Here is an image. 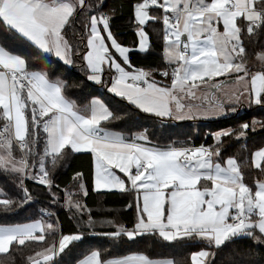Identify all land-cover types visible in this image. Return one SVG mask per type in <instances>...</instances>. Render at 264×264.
Returning a JSON list of instances; mask_svg holds the SVG:
<instances>
[{
	"label": "snow or ice",
	"instance_id": "1",
	"mask_svg": "<svg viewBox=\"0 0 264 264\" xmlns=\"http://www.w3.org/2000/svg\"><path fill=\"white\" fill-rule=\"evenodd\" d=\"M125 8L133 47L113 30ZM156 45L158 66L133 65L130 53ZM73 68L79 85L57 75ZM86 82L121 103L93 92L78 103L68 90ZM254 107L264 109V0H0V177L18 191L0 187V214L27 210L31 182L75 222L65 231L51 208L5 219L0 264H264V145L225 155L227 140L246 142L264 118L212 132L210 144L132 131L140 114L164 124ZM76 154L90 171L62 187L58 170ZM113 192L128 197L120 214L98 218L87 198ZM88 235L110 246L82 250ZM175 245L194 250L155 253Z\"/></svg>",
	"mask_w": 264,
	"mask_h": 264
},
{
	"label": "trees",
	"instance_id": "2",
	"mask_svg": "<svg viewBox=\"0 0 264 264\" xmlns=\"http://www.w3.org/2000/svg\"><path fill=\"white\" fill-rule=\"evenodd\" d=\"M107 3L111 6H118L122 3V0H107ZM124 18L119 16L114 19V32L117 34L119 40H121L126 46L133 47V42L136 37L133 34L132 29L128 25L126 19L128 12L127 9H123ZM55 59V58H53ZM130 59L133 65L143 66V67H155L161 63L159 55V45H156L154 50L150 54H141L133 51L130 54ZM57 75H61V78L68 79L70 84H81L84 82L82 73L78 68H73L68 72L60 69ZM159 78V77H158ZM87 86L85 88L75 87L68 90V94L72 99H76L78 103H84L85 97L88 96L89 92H93L96 95L104 99L111 98L116 103H121L119 98L112 96L110 93H103L99 86H93L91 82H86ZM253 117L264 118V109L259 107H254L253 109H246L244 111H239L232 117L225 119H220L217 121L207 122V121H182V122H167L160 124L158 121L147 118L146 114H140L137 117L139 121V126L132 129V131H142L143 128H148L151 137L154 142L158 143H170L171 141H181V140H191L192 142L199 144L212 143L210 133L218 131L222 128L235 127L239 123L251 120ZM246 144L249 151L255 150L256 147L264 145V131H258L256 133L250 134L249 139L245 141H237L235 139H229L226 141L225 145V155L229 154H240L247 155L248 152L243 150V146ZM74 170H82L86 175L90 171V163L88 155L76 154V156L69 162V166L58 170L56 175V183L60 184L62 187L69 182V178ZM30 189L33 190V195L35 197L34 202L30 206H25L27 209H20L17 213L12 214H0V222L7 219L9 222H26L28 218L38 217L39 210L41 208H51V210L57 212L62 227L65 231L74 230L75 222L71 219L70 214H68L66 209H63L59 205L53 206L50 204V198L47 196L46 192L40 190V187L33 185L28 182ZM0 187H5L10 194L16 196L18 195L17 190L8 188L5 181L0 177ZM128 197L126 194H120L117 192L107 193V194H92L90 195L86 202L89 207L93 208L94 215L98 218H111L107 213L100 215L98 209H111L116 213L120 214V210L124 207ZM131 217L129 212L127 215L121 214V218L128 220ZM102 229H97L100 231ZM151 245V242H149ZM100 246H110L107 239L100 236L88 235L85 237V242L81 245L82 250H87L92 247ZM136 248V245H131ZM238 247H245V242H241ZM191 250L187 245H175L173 247H156L155 253L175 258H182L188 256ZM226 257H220V260Z\"/></svg>",
	"mask_w": 264,
	"mask_h": 264
},
{
	"label": "rangeland",
	"instance_id": "3",
	"mask_svg": "<svg viewBox=\"0 0 264 264\" xmlns=\"http://www.w3.org/2000/svg\"><path fill=\"white\" fill-rule=\"evenodd\" d=\"M233 115H234V114H233ZM233 115H230V116H228V117H232ZM228 117H226V118H228ZM220 119H225V117H221V118H219V119L200 120V121H207V122H212V121H217V120H220Z\"/></svg>",
	"mask_w": 264,
	"mask_h": 264
},
{
	"label": "crops",
	"instance_id": "4",
	"mask_svg": "<svg viewBox=\"0 0 264 264\" xmlns=\"http://www.w3.org/2000/svg\"><path fill=\"white\" fill-rule=\"evenodd\" d=\"M131 54V53H130ZM95 86H99L100 87V90H101V92H105V93H108L107 92V90L105 89V88H102L100 85H95ZM244 110H246V109H242L241 111H244ZM182 122V121H181Z\"/></svg>",
	"mask_w": 264,
	"mask_h": 264
}]
</instances>
